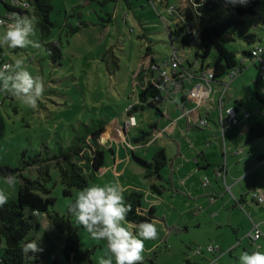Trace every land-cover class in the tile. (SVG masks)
I'll list each match as a JSON object with an SVG mask.
<instances>
[{
    "label": "rangeland",
    "instance_id": "obj_1",
    "mask_svg": "<svg viewBox=\"0 0 264 264\" xmlns=\"http://www.w3.org/2000/svg\"><path fill=\"white\" fill-rule=\"evenodd\" d=\"M164 2L165 4L149 0H52L54 10L51 20L56 27L51 30V34L43 37L35 21V35L31 39L38 41L40 48H0L5 62L13 63L18 58L24 59L26 68L34 76L41 77L45 84L44 95L36 109L24 105L11 95L0 94V167L14 169L13 174L16 177L15 185L9 187L4 177L0 176V191H4L8 196V202L17 200L24 178L36 180L39 177V169L45 164L31 165L35 157H44L46 149L52 154L58 142L65 147L70 145L75 131L81 124H90L93 120L100 119L107 122V137L100 140L103 148L111 145V137L121 139L119 127H122L125 120L126 109L137 99L135 88L138 74L149 66L152 59L158 67H163L175 48L184 60L185 67L190 63L195 69L200 68L202 60L195 61L200 43L195 42L193 46H188L183 40L184 37L174 42L169 37L168 27H173L174 22L168 18L167 5L175 4L178 0ZM218 12H221L224 18L233 17V11L224 7L223 2H220ZM5 13L3 3L0 2V16H5ZM30 16H34L32 9ZM244 20L246 32L256 33L259 41L251 45L241 40L227 44V48L235 52L237 60L243 59L244 49L249 50L260 45L264 47V0H260L256 15L247 16ZM83 23L87 25L84 27ZM72 28L78 29L77 32L71 33ZM2 32L3 28L0 27V34ZM51 42L59 43L62 47L63 59L59 64H54L46 52L45 44ZM148 49L151 50L149 56ZM214 55L211 53L205 60V67L211 64ZM246 68L248 70L245 75L233 84L228 99L232 101L237 93L245 102L241 120L245 113L250 112L252 121L264 122V106L255 98L256 93L264 97V78H260L257 84V69L253 66V60L246 62ZM216 87L214 85V88ZM178 100L179 97L176 96V102ZM155 116L156 111L152 109L135 114L138 125L137 128L127 131L128 144H114L115 151H120L119 163L114 166V158L107 153L104 172L96 173L95 177L89 180L88 186L104 185L118 180L125 188L124 194L139 191L144 195L142 207L147 211L151 207L154 208L153 223L158 230V236L144 242L143 264H149L148 258H153L156 264H196L194 262L202 260L200 256H195V247L216 244L215 239L218 241L216 235L219 232H216L215 226L218 218L214 213L220 215V212L217 209L211 210L212 207L204 199L200 203L203 216H195L198 212L193 210L196 204L192 200L174 196L171 191L163 196L152 194L150 180L144 177L145 171L133 158V151L135 157L142 161H150L153 154L161 149H165L166 156L170 159L176 154V146L166 137L156 140L159 135L154 134L143 139L144 134H140L142 129L148 130V118L153 120ZM241 129L242 126L236 133L229 135V139L240 138L238 132ZM229 131L230 129L226 132L229 134ZM138 137L143 141L134 140ZM244 150L248 154L247 148ZM255 151H264V138L259 141ZM188 159L189 163L178 162L180 179L182 181L188 178L192 186L188 191L197 193L202 191L203 177L193 176L196 165L193 159ZM168 172L169 168H164L160 177L167 178ZM50 175L51 182L48 187L52 190L51 196L56 198L54 209L65 215L80 190L74 189L73 196L64 197L60 175L53 163L50 165ZM155 180L167 186L166 182ZM190 181L185 180V183L189 184ZM228 181L231 184L230 178ZM184 189L187 191L188 188ZM229 195L227 194L223 201L227 202ZM250 205L251 203L243 210L240 206L233 208L230 203V208L223 211L230 217L235 211L232 222L243 224L238 238L240 247L234 249L232 255L229 251L233 246L226 249V256L232 261L238 260L244 252V246L249 248V253L256 251L249 247V233L252 223L259 221L264 209L261 210L256 204H252L251 207L255 208L253 211ZM204 216L207 222L202 221ZM38 220L40 230H32L27 239L33 241L40 238L43 259L39 264H53L55 261L58 264H76L66 261L63 256L66 234L57 231L46 215L39 216ZM71 221L79 235L81 249L94 250L93 264H98V260L105 255L107 243L92 239L82 226L76 225L73 216ZM199 221L202 224L200 229L197 228ZM232 234L231 229L221 233L222 236L228 237ZM5 247L3 241L0 244V255ZM259 251L264 252L261 249ZM188 258L191 259L190 263L187 262ZM221 263L229 264V260L222 259Z\"/></svg>",
    "mask_w": 264,
    "mask_h": 264
},
{
    "label": "trees",
    "instance_id": "obj_2",
    "mask_svg": "<svg viewBox=\"0 0 264 264\" xmlns=\"http://www.w3.org/2000/svg\"><path fill=\"white\" fill-rule=\"evenodd\" d=\"M161 1L162 4H165V0ZM224 1L227 2V0H219V2L209 0L206 4L197 8H193L190 5L179 7L181 14L186 17L188 22H191L192 30L199 33L197 42L200 43V50L196 52L195 61L202 60V70L200 72H203L204 69H211L214 74L213 79L218 83L222 82V79L230 71L240 68L235 52L230 51L227 48V44L241 40L251 45L259 41L256 33L246 32L244 19L247 16L256 15L260 0H248L245 6L238 4L232 5L227 2L229 4L228 7L233 11L232 18H224L222 13L218 12L220 2ZM29 2L30 9H32L36 17L37 27L41 35L43 37L49 36L51 30L56 27L55 23L51 20V13L54 10L52 0H29ZM2 3L6 11L18 12L21 15H30V9L12 8L5 2ZM83 24L84 27L87 25L85 23ZM177 25L173 30H169L171 41L174 42L184 37L183 40L188 44L190 35L186 33L184 26ZM77 30L72 28L70 32L76 33ZM45 49L49 59L54 64L61 62L63 56L62 47H60L59 43H46ZM251 51L252 49L244 50L243 55L251 58ZM211 53L215 54L213 61L205 68V60ZM147 55H151L150 49H148ZM0 59L3 60L1 54ZM190 65L192 66V64ZM156 68L158 69L159 67L152 59L149 66L139 72L135 88L137 103H133L134 106L128 113V115H135L136 113L145 112L146 109L156 111V120L149 124L147 131L141 130L142 134L149 136L158 133L157 126L159 120L163 117L159 109L160 104L150 102V99H154L160 95L159 89L152 84V80L156 77ZM242 70L243 68L239 69V71ZM198 73L196 72L194 81L197 80ZM194 81L191 82L189 88L192 87ZM183 84L186 86V82ZM255 98L264 105L263 97L257 94ZM187 99V94H184L181 98L182 106H180V109L182 111ZM106 134L107 122L103 119L93 120L90 124H81L78 130L75 131V136L70 145L65 147L62 143L58 142L52 154L46 149L44 157L38 155L30 163L31 165L37 163L45 164L39 169V177L36 180L24 178L18 192L17 200L9 201L0 208V244L3 241L6 244V247L0 255V264H39L42 261L43 252L36 254L35 259H25L21 252L22 246L27 242H31V240L27 239L29 233L32 230H40L38 218L41 215H46L57 231L66 234L63 248V256L66 261H73L76 264H93L92 255L94 250L84 251L81 249L80 238L76 228L72 224V215L68 210L69 207L65 215H61L54 209L56 198L51 196L52 190L48 187V184L51 182L50 165L53 163L57 167L60 175L61 184L64 188V197L73 196L72 191L74 189L81 190L88 186L89 180L93 179L95 177L94 175L103 169L107 153H112L111 150H106L100 144V140ZM263 138L264 123H256L250 126L246 144H251ZM133 158L144 169V177L149 180L158 177L161 178V170L166 167L170 168L173 162L167 158L163 149L154 153L150 161H142L136 158L135 154H133ZM261 159H264V157ZM25 165H28V163H25ZM14 172L15 170L9 167H0V176L4 177L8 173ZM173 173L171 171V174ZM171 174L166 182L168 187L151 182L150 190L153 194L162 196L168 191H172L174 194H181L175 188ZM124 196L126 201L132 205V211L127 217L128 222L135 225L144 220L150 222L155 220V210L153 207L146 212L142 209L144 195L141 192L131 191ZM104 242L106 243V241ZM219 254L212 255L215 258L216 256L219 257ZM148 262L149 264H156L153 258H148ZM53 264H58V262L55 261Z\"/></svg>",
    "mask_w": 264,
    "mask_h": 264
},
{
    "label": "crops",
    "instance_id": "obj_3",
    "mask_svg": "<svg viewBox=\"0 0 264 264\" xmlns=\"http://www.w3.org/2000/svg\"><path fill=\"white\" fill-rule=\"evenodd\" d=\"M149 1L150 2L158 1L159 3L162 4L161 0H149ZM175 4L177 5L179 4L182 7L185 6V3L182 0H178V2ZM187 45L193 46L194 43H191V41L189 40ZM263 56H264V53H263ZM249 60L251 61V58L245 57L243 55V59L238 60L239 67L243 68V70L239 71L234 79H231L230 77L227 78V76H225L222 79L223 82H226L227 84H229V87L227 89V92H226V95L223 101L224 109H223L222 114H220L216 106L218 99H219V93L216 91H214L211 94L210 98L207 100V102L202 105H196L194 102L187 99L186 105L182 111V109H180V106H182L181 98L184 94L186 95V92H185L183 94L176 95L179 97V100L177 102H176V96H174V98L170 100H164L162 104H160L159 109L161 110L163 117L161 118V120H159V123L157 126V129L159 131L158 133H155L159 135V137L156 140L166 137L167 140L172 141L173 144L176 146L175 156L172 159L167 157L168 159L173 161L172 166L170 168L168 167L169 172H168L167 178L162 175L163 177L161 178L158 177L156 179L167 182V179L170 176L171 171H173L174 173L171 174V176H172L174 186L175 188H177V190L181 194H174L172 191L171 192L174 196H183V197H186L187 199L192 200L193 203L196 204L193 210H196L198 212L195 214V216H203V211L201 210L200 203L204 199H206V201L212 207L211 210L217 209V211L220 212V215L218 213H214L215 217L218 218V221L215 224L217 228L216 232H219L216 235V238L218 239V241H216L215 239V242L217 245H219L221 250H223L224 252L223 254L219 256L218 261L220 264H222L221 263L222 259H225V258L229 260V264H239L238 260L232 261L228 256H226L227 255L226 249L230 246H233L232 252L231 250L229 251V254L232 255L233 251H235L234 249H238L240 247L238 238H239V231L241 229V225H243V224L236 223V222L233 223L234 222L233 213L235 211L231 213L232 215L230 217L228 213L223 212L224 209L230 208V203L232 204L233 208L238 207V206L240 207L243 206V209H244L245 206H248L249 203H251L249 207H251L252 204L253 205L256 204V206H258L261 210L264 209V203L257 204L256 201H254L251 197L252 192H260L264 195V159L260 160V158L264 157V151H259V152L255 151L256 147L259 145V141H261L262 139H258L252 142L251 144H246V139L249 135L250 126L256 123H260V122L264 123V122L252 121L251 120L252 114L250 112L245 113L243 119L241 120L240 115L242 113V110H244L245 108L244 107L245 102L239 97V94L237 93L234 94L235 97L233 98L232 101L228 99V93L229 91L232 90L233 84L237 83L238 79H241L243 75H245V72H247L248 69L246 68V62ZM253 66H255L257 69L256 82L258 84L259 79L264 78V72L260 70V66L258 64H253ZM204 67H205V64H204ZM186 68L188 70L193 71L194 73L196 72L198 73L202 70V65H200L199 69H195L193 67V64L191 66L189 63L188 67ZM190 85H191V82L186 81L187 89L189 88ZM233 93L234 92L232 91V94ZM257 94L259 93H256V95ZM232 108L235 110V113H236L235 115L238 120L237 124H231V122L228 120L227 110L232 109ZM247 114L248 116H246ZM200 118L201 119L206 118L208 120V125L203 129L197 126V122L199 121ZM148 120L150 124L156 120V116L153 120L150 119V117L148 118ZM123 125H124V122L122 124V127H119V136H120L119 138L121 139L117 140V138L111 137V145H107L105 147L106 150L110 149L112 151L111 156L114 158V166H116L117 163H119V157H120V151L118 152L115 151L114 144L116 143H118V145L128 144L127 131L123 129ZM241 126H242V129L238 132L240 134V138L229 139V135L236 133V131L239 128H241ZM228 129H230L229 134L228 132H226ZM142 130L147 131V129H142ZM107 134H108V129H107ZM153 135L154 134L149 136V135L144 134L145 137H143V139L149 138ZM108 138L110 139V137ZM134 140L138 142L143 141L139 137L135 138ZM221 140H222V144H220ZM235 143L237 145H235ZM244 148L245 149L247 148L248 154L245 153L246 150H244ZM127 150L128 148L126 146L125 151L127 152ZM163 150L165 151V149ZM133 153L135 154L134 151ZM188 157L193 159V162L196 165L193 176L196 177L198 175V176L203 177L202 182H201L202 191L200 192L197 191V193L188 191V190H191V187H192L191 181L188 178L182 181L180 179V172H179L180 169H179L178 162L184 161L186 163H189ZM181 167H183V165H181ZM219 171L223 173V176L221 177L218 176ZM103 172H104V167L101 170V173ZM162 172H163V169L161 170L160 175ZM205 178H208L209 180L208 187H203L202 185L203 180ZM229 178L232 181L231 184L228 181ZM198 179L200 178L198 177ZM185 180H187V182L190 181L189 184L187 182L185 183ZM224 181L231 188V194L229 195L230 197L227 201L229 203L223 201L224 197L227 196V194H229V193H226L224 189ZM151 182L156 183L158 185L161 184L157 182L155 179L150 180V183ZM186 187L188 188L187 191L184 189ZM171 192H166V193H171ZM219 203H222V204H219ZM216 205H218V207H215ZM253 207H251V209L255 211V208ZM142 209L145 212L147 211V209H144L143 207ZM260 216L262 217L259 219L257 223L256 222L252 223L251 229L253 228V224H257L259 225L260 230L264 234V213L260 214ZM202 221L207 222L205 216ZM201 226L202 224L199 221V223L197 224V228L200 229ZM229 229L233 231L232 235H229V237L221 235V233H223L224 231H228ZM242 230H244V228ZM263 238H264V235L262 238H260L259 240L255 242L249 238L250 240L249 247L252 248V251L253 250L259 251L260 249L264 250ZM243 248H245L243 249L244 252L249 250V248L246 246H244ZM195 256H199V255H195ZM200 257L202 261L194 262V263L207 264V262L209 261V264H212V260L214 258V256L209 253H205L204 255H201ZM187 262L190 263L191 259L188 258Z\"/></svg>",
    "mask_w": 264,
    "mask_h": 264
},
{
    "label": "clouds",
    "instance_id": "obj_4",
    "mask_svg": "<svg viewBox=\"0 0 264 264\" xmlns=\"http://www.w3.org/2000/svg\"><path fill=\"white\" fill-rule=\"evenodd\" d=\"M232 5L245 6L248 0H227ZM15 6L27 8L28 5L14 0ZM36 17L11 12L7 19L0 18V48L26 49L40 48L41 44L31 39L35 35ZM256 55L261 60L264 56L258 50ZM45 84L39 76H34L25 66L24 59H16L13 63L0 66V94L18 98L24 105L36 109L40 98L44 95ZM9 187L15 185L13 173L4 176ZM125 188L117 180L104 185H91L81 189L74 202L69 206V212L75 223L82 226L92 239L106 241L105 255L98 264H143L146 240L156 239L158 230L153 222L144 220L132 225L128 222V214L132 205L126 201ZM8 203V196L0 191V208ZM39 240L25 243L22 256L25 259H35L36 254L43 251ZM31 253V255H29ZM239 264H264V252H242L238 257Z\"/></svg>",
    "mask_w": 264,
    "mask_h": 264
},
{
    "label": "built area",
    "instance_id": "obj_5",
    "mask_svg": "<svg viewBox=\"0 0 264 264\" xmlns=\"http://www.w3.org/2000/svg\"><path fill=\"white\" fill-rule=\"evenodd\" d=\"M185 3V6L190 5L193 8H197L203 4H206L209 0H182ZM216 2H219V0H214ZM0 2H5L12 8L17 9H23L28 10L30 9V2L29 0H20V2L25 3L28 5L27 8H21L15 6L14 0H0ZM183 6V7H185ZM224 7H228L229 4L227 2H223ZM179 6L177 4H170L167 5V13L168 18L172 22H174L173 27H168V31L170 29L176 28L180 24V26H184L186 29V33L190 35V41L191 43H195L198 41L199 33L192 30V24L191 22H188L186 20V17L181 14L179 11ZM11 13L10 11H6L5 16H0V18L7 19L8 14ZM260 51V55L263 56L264 53V47L263 46H256L251 51V60H253V64H258L260 66V70L264 72V60H261L256 55L257 51ZM4 64H9L8 62H5L4 60L0 59V66H3ZM166 68H170L169 70H166ZM157 69V68H156ZM240 69V68H239ZM239 69H235L230 71L226 76L230 77L231 79H234L235 76L238 74ZM196 76V73H194L191 70H188L186 67H184L183 59L180 58L178 51L173 48V53L169 57V60L166 61L163 64V67H159L157 69L156 77L152 80V84L159 89L160 95L155 97L154 99H150V102H155L156 104H162L164 100H170L174 98V96L178 94H183L186 92L188 99L192 102H194L196 105H202L207 102V100L210 98L211 94L216 91L219 93V99L217 102V109L219 110L220 114L223 113V101L227 92V89L229 87V84L226 82H215L214 81V74L211 69H206L203 72H200L197 74V80L194 81V78ZM186 81H194V84L191 88H186V86L183 84ZM214 85H216V90L214 88ZM137 103V102H136ZM134 104H131L126 109V116L124 120L123 129L128 131L129 129L137 127L138 123L136 120L135 115H128L130 110L133 108ZM228 120L231 122V124H237L238 120L236 117L235 110L228 109ZM248 116V114L246 115ZM208 125V120L206 118H200L197 122V126L201 129L205 128ZM218 176H223V173L221 171L218 172ZM203 187L209 186V180L208 178H205L202 183ZM224 189L227 193L231 194V188L227 185V183L224 181ZM251 197L254 201H256L257 204L264 203V195L260 192H252ZM213 200V199H212ZM238 202V201H237ZM243 208V207H242ZM263 233L259 228V225L253 224V228L251 233L249 234V238L252 241H257L260 238L263 237ZM223 254L221 248L217 244H208L206 246H196L194 249L195 255H204L205 253L210 254ZM219 254L218 256H220ZM219 257H215L212 260V264H220L218 262Z\"/></svg>",
    "mask_w": 264,
    "mask_h": 264
}]
</instances>
